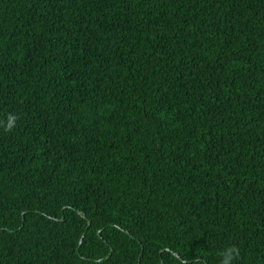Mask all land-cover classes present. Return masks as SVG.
<instances>
[{
  "label": "trees",
  "instance_id": "trees-1",
  "mask_svg": "<svg viewBox=\"0 0 264 264\" xmlns=\"http://www.w3.org/2000/svg\"><path fill=\"white\" fill-rule=\"evenodd\" d=\"M228 247L264 264V0H0V264Z\"/></svg>",
  "mask_w": 264,
  "mask_h": 264
},
{
  "label": "clouds",
  "instance_id": "clouds-1",
  "mask_svg": "<svg viewBox=\"0 0 264 264\" xmlns=\"http://www.w3.org/2000/svg\"><path fill=\"white\" fill-rule=\"evenodd\" d=\"M16 119V116H9L6 125H4L6 131L10 132L13 130ZM236 255H238V249L234 247L225 248L222 253L223 259L221 260L220 264H232V261Z\"/></svg>",
  "mask_w": 264,
  "mask_h": 264
},
{
  "label": "water",
  "instance_id": "water-1",
  "mask_svg": "<svg viewBox=\"0 0 264 264\" xmlns=\"http://www.w3.org/2000/svg\"><path fill=\"white\" fill-rule=\"evenodd\" d=\"M99 233V232H98ZM81 241V240H80ZM80 241H79V243H80Z\"/></svg>",
  "mask_w": 264,
  "mask_h": 264
}]
</instances>
